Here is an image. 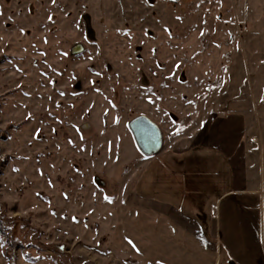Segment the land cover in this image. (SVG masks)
<instances>
[{
	"label": "rangeland",
	"instance_id": "374dc122",
	"mask_svg": "<svg viewBox=\"0 0 264 264\" xmlns=\"http://www.w3.org/2000/svg\"><path fill=\"white\" fill-rule=\"evenodd\" d=\"M188 150L255 176L264 238V0H0V264H160L138 214Z\"/></svg>",
	"mask_w": 264,
	"mask_h": 264
},
{
	"label": "crops",
	"instance_id": "0c3cea01",
	"mask_svg": "<svg viewBox=\"0 0 264 264\" xmlns=\"http://www.w3.org/2000/svg\"><path fill=\"white\" fill-rule=\"evenodd\" d=\"M192 153L158 158L162 207H142L138 214L150 225L151 258L160 264H264L263 193L255 176L241 177L232 157Z\"/></svg>",
	"mask_w": 264,
	"mask_h": 264
},
{
	"label": "water",
	"instance_id": "95a60500",
	"mask_svg": "<svg viewBox=\"0 0 264 264\" xmlns=\"http://www.w3.org/2000/svg\"><path fill=\"white\" fill-rule=\"evenodd\" d=\"M129 128L140 151L153 156L163 147V132L160 126L147 115H139L129 122Z\"/></svg>",
	"mask_w": 264,
	"mask_h": 264
}]
</instances>
